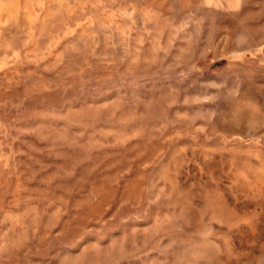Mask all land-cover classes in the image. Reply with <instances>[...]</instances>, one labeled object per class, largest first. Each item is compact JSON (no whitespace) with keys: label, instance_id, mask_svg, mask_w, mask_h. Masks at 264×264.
Segmentation results:
<instances>
[{"label":"rangeland","instance_id":"obj_1","mask_svg":"<svg viewBox=\"0 0 264 264\" xmlns=\"http://www.w3.org/2000/svg\"><path fill=\"white\" fill-rule=\"evenodd\" d=\"M0 264H264V0H0Z\"/></svg>","mask_w":264,"mask_h":264}]
</instances>
